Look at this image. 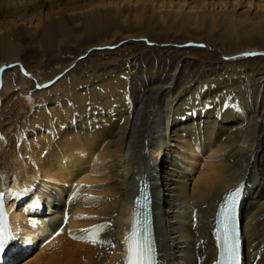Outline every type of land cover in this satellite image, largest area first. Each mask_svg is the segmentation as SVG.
Returning <instances> with one entry per match:
<instances>
[{
    "label": "bare ground",
    "instance_id": "obj_1",
    "mask_svg": "<svg viewBox=\"0 0 264 264\" xmlns=\"http://www.w3.org/2000/svg\"><path fill=\"white\" fill-rule=\"evenodd\" d=\"M81 38L90 73L53 84L70 63L45 81L33 77L34 101L20 92L30 108L28 142L12 137L8 114L0 117V192L26 233L13 264H124L144 178L152 183L158 264H216L218 203L240 184L242 264H264V0H0L1 79L9 66L29 79L22 48ZM133 40L154 44L142 50L162 57L146 70L131 56L98 59ZM199 52L208 59L192 55ZM98 226L103 246L83 231Z\"/></svg>",
    "mask_w": 264,
    "mask_h": 264
},
{
    "label": "rangeland",
    "instance_id": "obj_2",
    "mask_svg": "<svg viewBox=\"0 0 264 264\" xmlns=\"http://www.w3.org/2000/svg\"><path fill=\"white\" fill-rule=\"evenodd\" d=\"M88 38H90V37H88ZM84 41H86V39L81 38V39H79L77 44H75L77 46H75V45L74 46H71V45L70 46H63L61 48H53L50 50L49 49H47V50L41 49V48H31V47L22 48L20 51V62L22 64L23 68L31 75L29 77V79H23L22 78V76H21L22 72L18 69V67H16V66L6 67L7 69L4 71L3 78L1 79V82H0V86H1L0 110H2V112L0 113L1 114L0 117L5 119L4 116H6L8 114L6 116L7 119L9 120V121L7 120V125L10 128V132H11V135L13 138L19 140L20 142H28V140H29L28 136L26 135L27 129L23 128V126L25 125V120L27 117V115H25L24 113L29 114L30 108H29L28 103H24L25 102L23 100L24 97L20 92L28 93L29 97L32 98L33 101L36 99V94L38 93L39 88H38V86H36L35 80H33V77L35 75H39L45 81V80L51 78L53 75L57 74L60 71V67H65L70 63H72V64L76 63L75 67L70 69V71H69V69L68 70L66 69L65 74L61 73V74L57 75L54 79H52V82L54 84V83L58 82V79H61L62 76H64V75L67 76V74H69L71 72L73 74L81 77L83 75L90 73V71H92V69H94V67H92L93 65L89 64V61H88L89 59H87L89 57V55L87 56V52H85L86 47H84L82 45V43ZM175 41H181V40L177 39ZM140 43H143L144 45H146L145 47L150 48V49L155 47L154 44L148 42L147 40H142V42H140ZM125 44L126 43L122 41V42H119L116 47L111 46V47L104 48L105 51H103V52H105V53L101 52L103 54H101L98 57V59L103 60L104 62L105 61L112 62V60L121 61L122 58L131 56L132 59H128L127 60L128 62H135L137 64L143 63L142 68L145 67L144 69L146 70V69H149L148 65L146 63L148 60H151V58L157 59V58H160V56H161V55H158L157 53L142 50V48H145V47H143V46L139 47L138 42L136 40H133L132 45H130V46H126ZM174 46H175V48L181 49V50L198 49V50H205L207 52H212L211 48H207V46H205L203 44H189V45L180 44V46L175 44ZM178 47H180V48H178ZM108 52H110V53H108ZM84 54H85V57L81 59L80 57L84 56ZM103 55H105V56H103ZM189 55H191V53ZM192 55L199 60L200 59H202V60L208 59L202 52L192 53ZM154 56H156V57L154 58ZM72 64L70 66H72ZM157 65L158 64L156 62L155 67H158ZM49 92H51V91H49ZM19 106H22V107L25 106L24 107L25 112H24V110L19 111L21 114V116L19 114V116H20L19 120L20 121L18 119L11 118L14 116H10L11 113H14L16 110H18ZM13 121H14V124H12ZM21 124H23V125H21ZM12 125H13V127H12ZM17 127L18 128L21 127V128L17 129ZM15 129H17V132ZM22 131H24V132L22 133ZM24 151H27V149H25ZM28 154H29L28 152L24 153V155L22 157L23 160L27 157L29 158ZM22 158H21V160H22ZM199 159L201 160V162H203L206 159V155L204 158H199ZM20 201H24V199L21 198ZM21 204L23 206L25 203H21ZM30 256H28V257H30Z\"/></svg>",
    "mask_w": 264,
    "mask_h": 264
},
{
    "label": "snow or ice",
    "instance_id": "obj_3",
    "mask_svg": "<svg viewBox=\"0 0 264 264\" xmlns=\"http://www.w3.org/2000/svg\"><path fill=\"white\" fill-rule=\"evenodd\" d=\"M246 55H258L257 53H247ZM264 55V54H261ZM27 75V73H25ZM240 194L239 190L233 193V202L235 196ZM13 196H18L19 193H11ZM6 213L3 208V193H0V252H4L9 242L14 239L11 232L8 230L5 224ZM104 226H98L94 229L83 230L89 233L88 242L96 245L100 244L103 246L107 243L106 240L99 239L100 230ZM227 232V228L225 229ZM127 244V257L126 264H156L155 261V249L151 242H144L142 238L138 237L136 230L133 228L126 241ZM115 247V245H113ZM224 259L228 261V264H242L241 255L238 245L235 241L232 242L231 246L227 248Z\"/></svg>",
    "mask_w": 264,
    "mask_h": 264
},
{
    "label": "water",
    "instance_id": "obj_4",
    "mask_svg": "<svg viewBox=\"0 0 264 264\" xmlns=\"http://www.w3.org/2000/svg\"><path fill=\"white\" fill-rule=\"evenodd\" d=\"M80 58H83L82 56Z\"/></svg>",
    "mask_w": 264,
    "mask_h": 264
}]
</instances>
